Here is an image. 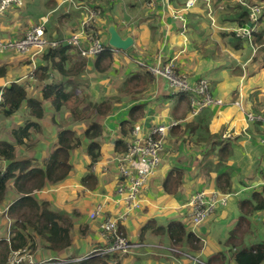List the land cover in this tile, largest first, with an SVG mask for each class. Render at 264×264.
Returning a JSON list of instances; mask_svg holds the SVG:
<instances>
[{
  "label": "crops",
  "instance_id": "obj_1",
  "mask_svg": "<svg viewBox=\"0 0 264 264\" xmlns=\"http://www.w3.org/2000/svg\"><path fill=\"white\" fill-rule=\"evenodd\" d=\"M183 1L29 0L25 4V0L20 7L13 6L0 16L2 39H18L28 28L46 20V40L62 42L78 31L83 16L78 5L86 2L98 12L94 30L104 43L110 24L122 38L133 39V48L110 51L112 59L103 72H97L93 66L95 57L81 56L71 47L65 52L61 72L44 59L48 49L33 57L0 52V67L5 66L0 87L19 83L28 97L41 99L42 88L56 83L69 96L56 112L49 101H42L44 117L39 127L29 128L25 146H17L12 135L13 129L33 119L25 107L9 117L0 112V141L15 147L17 161H29L31 167H39L57 147L60 131L71 130L80 140V146L70 151L68 175L55 183L46 182L33 194L55 213L69 219L72 243L78 253L87 250L85 241L93 236L102 237L100 219H91V213L104 207L108 216H115L108 206L120 207L115 197L116 157L123 147L117 146V142L121 138L126 148L132 127L140 125L146 131L171 121L178 122L175 128L178 126L180 131L176 135L170 132L169 153L149 179L140 197L141 207L125 214L120 222L123 236L147 246L142 254L126 257L124 264H208L210 260L214 264L213 257L218 260L222 253L227 254L228 264H236L231 259L232 251L264 243V215L249 210L242 219L246 208L239 204L254 191L264 198V146L259 142L264 128L256 118L264 115V0H235L230 7L225 6L229 0H197L192 8L181 13V23L175 17ZM253 4L260 5L261 15L254 34L242 39L235 33L236 18ZM138 61L147 67L170 62L192 82L208 81L210 94L223 104L207 107L193 116L187 94H169L164 78L147 82V69ZM40 67H47L43 81L34 75ZM102 103L110 106L106 115H98L95 110ZM248 115L255 117L249 120ZM91 123L100 126L95 140L100 155L94 163L87 154L91 140L84 136ZM5 167L6 162L0 160V169ZM89 173L96 180L91 188L83 183ZM202 190L227 195V203L217 207L214 218L193 227L184 204L193 193ZM17 198L11 180L0 204V235L11 229L5 218L8 207ZM122 211L121 206L118 212ZM151 219L157 222L156 226L181 220L187 230L203 238L201 250L194 253L190 249L193 245L185 240L173 244L169 238L168 241L165 236L154 234L151 227L145 229L154 225L149 223ZM49 254L40 252L37 258L42 260ZM50 257L60 258L54 253Z\"/></svg>",
  "mask_w": 264,
  "mask_h": 264
},
{
  "label": "trees",
  "instance_id": "obj_2",
  "mask_svg": "<svg viewBox=\"0 0 264 264\" xmlns=\"http://www.w3.org/2000/svg\"><path fill=\"white\" fill-rule=\"evenodd\" d=\"M185 2L184 0L180 3L182 7L179 9L182 10L184 8ZM14 6L20 7V5ZM249 12L250 8L239 14L236 18L238 21L235 23L237 28L250 24ZM254 32L255 30L251 34L253 35ZM67 48L69 46L62 43L55 48H49L44 59L54 69H58L61 72V66L66 60L65 52ZM110 51L115 52V50L107 47L102 54L94 56L93 66L97 72H103L102 70L108 67L112 59ZM55 58H58V61H55ZM103 61H106L105 65L100 66ZM46 71L47 67H40L34 71V75L38 80L43 81ZM4 75L5 66L3 65L0 67V78ZM145 75L148 78L147 82L153 83L154 77L148 71H145ZM0 91H3V103L0 105V112L5 117H9L22 107H25L27 114L34 119L27 121L24 126L12 130V135L16 140L17 146H25V140H29L28 130L30 127H39L40 120L44 117L42 101H49L56 112L69 99L63 86L56 83L48 84L42 88L41 99L28 97L26 89L19 83H11L7 87H0ZM109 107V104L102 103L95 110L98 115H106ZM171 131L173 135H176L180 131V128L177 126ZM126 134L127 131L124 130L122 135L125 136ZM99 135L100 126L98 123H91L84 132V136L91 140L87 148V154L92 163L96 162V159L100 155L99 146L95 142ZM123 142L121 138L117 142V146L120 147L122 145L123 147L122 153L125 151ZM78 146H80V140L75 136V133L68 129L62 130L57 136V147L49 154L48 159L44 160L39 167H31L29 161L16 160L15 147L13 145L6 141H0V160L6 162V167L0 169V204L4 201L7 183L11 180L13 181L14 189L19 195V198L8 207L6 213L5 219L10 222L11 229L9 241L6 240L7 232L6 235L5 232L0 235V264H8L7 258L12 251L27 249L32 251L41 249V252L44 254L47 251L50 254L54 253L56 256H60L59 259L54 260L49 254L48 258L42 259L45 262L44 264H124L126 257H134L133 255L123 256L107 253L106 249L111 239L106 237L97 238L95 236L85 241L87 247L80 241L83 244L82 248L86 247L87 250L80 253L77 252L74 255V248L76 251L78 250L75 247L76 244L72 243L71 224L68 223L70 222L69 219L63 217L62 214L55 213L45 201H39L34 197V192L41 190L46 182L55 183L68 175L71 169L69 163L70 151L78 148ZM95 182V177L91 173L87 174L83 179V183L87 184L89 188ZM169 190L167 192L168 195L171 194L173 187H171V192ZM239 204H241V208H246L241 215L242 219H245L249 210L259 211L264 215V198L255 191ZM250 204L254 206H249ZM149 223L154 225H147L148 227L145 229L151 227L154 234H161L166 237L165 239L169 238L173 244H182L183 240L189 245L200 243L199 237L194 232L187 230L181 220H169L167 223L158 226L155 225L157 223L155 220L151 219ZM239 226H241V223L238 224ZM145 229L142 228V231ZM122 230L124 229L119 223L118 232L121 233ZM224 254L222 253L221 256L223 257ZM79 258L80 260H77ZM50 259L51 261L47 262ZM231 259L236 264H261L264 261V243L249 249H245L244 247L238 248L236 251L231 252ZM210 263L211 260L208 264Z\"/></svg>",
  "mask_w": 264,
  "mask_h": 264
},
{
  "label": "built area",
  "instance_id": "obj_3",
  "mask_svg": "<svg viewBox=\"0 0 264 264\" xmlns=\"http://www.w3.org/2000/svg\"><path fill=\"white\" fill-rule=\"evenodd\" d=\"M168 1V0H165ZM197 0H187L182 10L176 12V19L182 23L181 13L188 11ZM24 0H0V15L8 11L14 5H22ZM250 24L237 28L235 33L242 39H249L254 31V23L261 15L260 5L253 4L250 7ZM78 9L83 12L78 31L68 38L58 42L48 41L45 38L46 20L28 28L22 37L18 39H0V52L13 51L19 55L31 57L41 54L45 49L55 48L59 44H66L75 48L81 56H97L102 54L108 45L104 43L97 32L95 22L98 12L90 9L86 2L80 3ZM182 11V12H181ZM253 25V26H252ZM99 37V38H98ZM109 48V47H108ZM138 65L146 67L154 78H164L167 81L169 94H187L191 114L197 115L207 107L221 106L223 102L210 94L209 83L206 80L192 82L186 74L178 73L172 63L149 65L148 67L138 61ZM3 103V91H0V105ZM255 116L248 115L249 120ZM264 128V115L256 117ZM178 122L171 121L168 124L151 126L146 131L140 125L132 127L127 137L124 153L116 157L117 184L115 197L117 205L123 207V211L115 216H108L104 207H97L90 215L91 219H100L101 236L110 238L111 242L106 249L107 253L123 256L140 255L147 248L144 243L133 242L118 232V224L124 220L125 214L136 211L141 207V195L147 189L148 181L158 171L162 160L167 155V142L171 130ZM264 146V132L259 139ZM227 195L218 192L207 193L205 190L193 193L184 204L188 210V219L193 227L200 226L212 216L218 206H225ZM123 213V214H122ZM8 229L6 240L9 241ZM77 260H80L77 259ZM48 260L47 262H50ZM24 262V263H22ZM8 264H44V261L33 260L26 250L12 251L7 258Z\"/></svg>",
  "mask_w": 264,
  "mask_h": 264
},
{
  "label": "rangeland",
  "instance_id": "obj_4",
  "mask_svg": "<svg viewBox=\"0 0 264 264\" xmlns=\"http://www.w3.org/2000/svg\"><path fill=\"white\" fill-rule=\"evenodd\" d=\"M25 1V0H24ZM28 1L29 0H26V2H25V4L26 3H28ZM234 2H235V0H229L228 1V3L225 5L226 7H230V6H232L233 4H234ZM24 4V3H23ZM230 4H232V5H230ZM12 9V8H11ZM182 12V11H181ZM3 15V14H2ZM1 16V15H0ZM181 21H182V23H183V19H180ZM184 26L182 25V27L181 28H183ZM1 39V38H0ZM107 44V43H106ZM133 48V47H132ZM114 50V49H113ZM204 77V76H203ZM169 153V152H168ZM168 157H169V155H168ZM175 204H177L176 202H175ZM108 209H109V211L112 213V214H114V215H117V212L120 210V207H113L112 205H110V206H108ZM119 213V212H118ZM215 213L216 212H214L213 214H212V216L210 217V218H214V216H215ZM210 218H208V219H210ZM208 219L206 220V221H208ZM206 221H204L203 223H205ZM203 230V229H202ZM102 232H100V234H101ZM214 234L215 235H218L217 234V231L215 230V232H214ZM199 241H200V243L198 244V248H197V244H193V247L192 246H190V249L194 252V253H197V252H199L200 250H201V246L203 245V243H204V241H203V238L201 237H199V239H198ZM74 248V247H73ZM42 250L41 249H37V250H30V249H27L26 250V253L27 254H29V255H31V257H32V259L33 260H38V258H37V256H38V254L41 252ZM173 252H176L175 250H172ZM77 252L78 251H76L75 250V248H74V255L75 254H77ZM165 253V255H167L168 253L167 252H164ZM169 255V254H168ZM216 255V254H215ZM214 255V256H215ZM171 256V255H170ZM169 256V257H170ZM171 258H174V257H172L171 256ZM213 261L215 262L214 264H228V256H227V254H224L223 255V257L220 255V254H218V260L216 259L215 260V258L213 257ZM264 262V261H263ZM262 262V263H263ZM22 263H24V262H22ZM169 264V263H168Z\"/></svg>",
  "mask_w": 264,
  "mask_h": 264
},
{
  "label": "water",
  "instance_id": "obj_5",
  "mask_svg": "<svg viewBox=\"0 0 264 264\" xmlns=\"http://www.w3.org/2000/svg\"><path fill=\"white\" fill-rule=\"evenodd\" d=\"M108 39L107 45L109 48L116 51H127L133 45V39L131 36L122 38L116 31L113 24H110L107 28Z\"/></svg>",
  "mask_w": 264,
  "mask_h": 264
}]
</instances>
